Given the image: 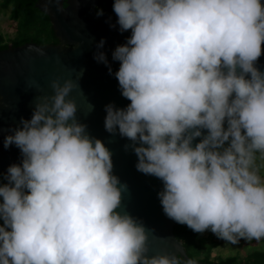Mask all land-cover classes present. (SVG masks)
Wrapping results in <instances>:
<instances>
[{"label":"clouds","instance_id":"1","mask_svg":"<svg viewBox=\"0 0 264 264\" xmlns=\"http://www.w3.org/2000/svg\"><path fill=\"white\" fill-rule=\"evenodd\" d=\"M112 11L110 28L130 31L111 53L118 70L103 38L93 58L129 103L104 106L105 131L161 181L168 218L232 245L264 240V4L113 0ZM77 86L51 79V94L4 135L20 161L0 174V264H198L150 254L144 222L122 207L113 153L77 118Z\"/></svg>","mask_w":264,"mask_h":264},{"label":"water","instance_id":"2","mask_svg":"<svg viewBox=\"0 0 264 264\" xmlns=\"http://www.w3.org/2000/svg\"><path fill=\"white\" fill-rule=\"evenodd\" d=\"M44 2L37 0L35 7L49 17L59 44L41 47L27 43L0 51V173L20 161L19 149L14 145L8 149L3 147L7 129L16 126L21 117L30 118L35 96L51 94V79H71L78 85L71 93L78 109L77 118L113 153V172L127 185L122 193V207L144 222L150 254L168 253L187 258L182 241L174 235L178 223L164 214L157 197L161 181L138 172L137 157L131 150L123 149L128 141L118 135L111 136L104 129V106L114 103L124 107L129 101L121 96L118 81L109 74L108 67L93 58L95 46L102 38L105 40L101 50L114 73L119 62L112 60L111 53L117 45L125 43L130 31L120 33L118 25L110 28L109 23L116 21L114 12L96 15L102 0H60L63 11L50 5L47 12L41 7ZM261 2L264 4V0ZM259 65L264 66V54L259 58ZM31 81L36 82L38 90L27 88ZM198 264L204 263L198 261Z\"/></svg>","mask_w":264,"mask_h":264},{"label":"trees","instance_id":"3","mask_svg":"<svg viewBox=\"0 0 264 264\" xmlns=\"http://www.w3.org/2000/svg\"><path fill=\"white\" fill-rule=\"evenodd\" d=\"M36 2L37 0H0L1 10L10 9L9 18L15 23V36L9 42L0 32V51L9 46L16 48L27 43H35L41 47L59 44L49 17L35 7ZM112 4L113 0H102L97 9H103V14L111 13ZM174 235L182 241L189 258L197 259L204 264H264V249L245 258L232 256L212 260L213 250L219 248L222 241L216 235L201 237L199 233L179 223L174 227Z\"/></svg>","mask_w":264,"mask_h":264},{"label":"rangeland","instance_id":"4","mask_svg":"<svg viewBox=\"0 0 264 264\" xmlns=\"http://www.w3.org/2000/svg\"><path fill=\"white\" fill-rule=\"evenodd\" d=\"M10 9L1 10L0 8V32L4 36L7 42H9L15 36V23H13L10 18ZM201 237H207L209 235H215L211 231H205L204 233H199ZM264 240L259 242L245 241L241 240L238 244L232 245L222 240L220 242V247L213 250L211 259L215 260L217 257L228 258L232 256H239L240 258H245L247 255L262 251L264 249Z\"/></svg>","mask_w":264,"mask_h":264},{"label":"flooded vegetation","instance_id":"5","mask_svg":"<svg viewBox=\"0 0 264 264\" xmlns=\"http://www.w3.org/2000/svg\"><path fill=\"white\" fill-rule=\"evenodd\" d=\"M213 264H216V263H213Z\"/></svg>","mask_w":264,"mask_h":264}]
</instances>
